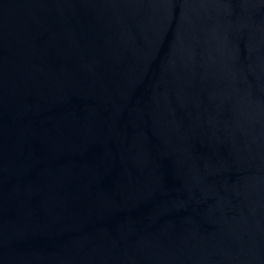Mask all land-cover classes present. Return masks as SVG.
<instances>
[{"label": "water", "instance_id": "obj_1", "mask_svg": "<svg viewBox=\"0 0 264 264\" xmlns=\"http://www.w3.org/2000/svg\"><path fill=\"white\" fill-rule=\"evenodd\" d=\"M0 264H264V0H0Z\"/></svg>", "mask_w": 264, "mask_h": 264}]
</instances>
